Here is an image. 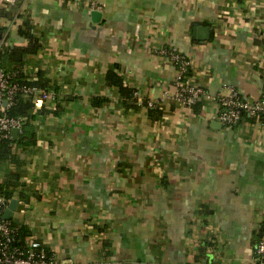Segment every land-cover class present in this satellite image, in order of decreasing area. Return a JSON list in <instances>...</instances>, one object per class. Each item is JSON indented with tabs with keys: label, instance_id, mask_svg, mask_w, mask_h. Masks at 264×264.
I'll return each instance as SVG.
<instances>
[{
	"label": "crops",
	"instance_id": "obj_1",
	"mask_svg": "<svg viewBox=\"0 0 264 264\" xmlns=\"http://www.w3.org/2000/svg\"><path fill=\"white\" fill-rule=\"evenodd\" d=\"M92 2L102 9L16 0L0 11L6 49L28 46L25 22L39 37L25 69L45 72L61 110H35V146L0 169V184H21L4 188L7 209L18 200L12 223L69 264H256L264 115L228 127L218 114L222 96L264 92V0ZM164 48L191 61L204 91L192 108L173 100L178 70ZM114 66L137 109L105 82Z\"/></svg>",
	"mask_w": 264,
	"mask_h": 264
},
{
	"label": "built area",
	"instance_id": "obj_2",
	"mask_svg": "<svg viewBox=\"0 0 264 264\" xmlns=\"http://www.w3.org/2000/svg\"><path fill=\"white\" fill-rule=\"evenodd\" d=\"M92 10H101L92 0H82ZM16 0H0V11L7 6H13ZM6 46L0 42V142L13 139V130L18 129L21 134L24 120L10 115L15 99L19 93L32 98L35 110L51 101L53 95L37 86L21 85L15 81L16 74L4 66ZM159 53L167 57L177 68L176 93L173 100L181 105L192 108L204 94L202 88L196 87L190 81L192 64L190 59L173 49H161ZM35 78L39 74L37 69L32 70ZM27 80V79H26ZM57 97V95H56ZM135 97L138 98L137 93ZM168 98V97H167ZM220 112L218 119L223 126L237 125L243 116L259 118L264 115V92L258 99H249L233 91L228 96L219 98ZM154 107L153 102H148ZM19 137V136H18ZM9 205L5 191L0 187V264H69L70 261L61 260L49 253L41 242L27 240L25 245H16L15 229L11 220L3 218ZM256 264H264V237L255 246Z\"/></svg>",
	"mask_w": 264,
	"mask_h": 264
},
{
	"label": "trees",
	"instance_id": "obj_3",
	"mask_svg": "<svg viewBox=\"0 0 264 264\" xmlns=\"http://www.w3.org/2000/svg\"><path fill=\"white\" fill-rule=\"evenodd\" d=\"M3 30V29H2ZM0 27V34L2 33ZM31 25L25 22L20 28L19 34L29 41L26 47H13L6 49L5 56L8 57L11 63V70L16 74L15 81L21 85L26 86H37L43 90L51 93L53 95L49 104H44L41 107V113L46 114L53 112L54 114H59L60 102L54 93V85L51 81L46 78L44 71H40L37 77H33L30 71L25 68L29 64V57L31 55H37L39 51L43 50V46L40 43V39L36 34L32 33ZM27 79V80H26ZM105 82L107 85L113 88H117L120 94L121 103L125 110L130 108H138L137 99L135 97V90L130 89L125 86L123 79L119 74L118 66L112 67L105 76ZM99 104L98 102H95ZM198 104V102L196 103ZM195 104V105H196ZM194 105V106H195ZM148 106V103H147ZM149 110L155 112V116L160 117L161 111L159 108L149 107ZM35 111V105L31 97L25 95L24 93H19L15 99L14 106L10 110V115L14 117L23 118L24 123L22 127L21 134L17 139H9L0 142V169L3 170L8 164H18L20 163V156L29 148L35 146L36 144V131L34 125V116L32 115ZM244 117V116H243ZM242 117V118H243ZM247 117V116H246ZM9 182L0 184V187L4 190L8 186H20L19 180L15 176L5 175ZM8 199L12 198L11 193H5ZM12 221V220H11ZM15 229V243L16 245H25L28 237H30V232L27 227L22 225H16L14 223ZM264 237V222L260 227L257 243L261 238ZM47 250V249H46ZM49 252V251H48ZM50 253V252H49Z\"/></svg>",
	"mask_w": 264,
	"mask_h": 264
},
{
	"label": "water",
	"instance_id": "obj_4",
	"mask_svg": "<svg viewBox=\"0 0 264 264\" xmlns=\"http://www.w3.org/2000/svg\"><path fill=\"white\" fill-rule=\"evenodd\" d=\"M92 15L94 17L96 16L97 18L101 17V14L98 11L92 12ZM198 31L200 32L201 39L205 40L206 39V35H208V33H209V29L206 28V27L198 28ZM207 38H208V36H207ZM18 136H19V130L18 129L13 130L14 139H17ZM17 206H18V200H13L11 202L9 208L4 212L3 218L5 220H11L13 215H14V212L17 209Z\"/></svg>",
	"mask_w": 264,
	"mask_h": 264
}]
</instances>
